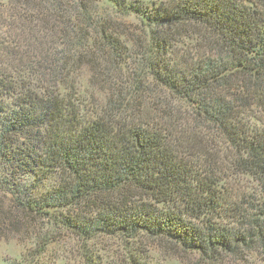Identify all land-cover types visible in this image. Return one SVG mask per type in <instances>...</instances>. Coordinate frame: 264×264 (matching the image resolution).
Here are the masks:
<instances>
[{
  "label": "trees",
  "instance_id": "obj_1",
  "mask_svg": "<svg viewBox=\"0 0 264 264\" xmlns=\"http://www.w3.org/2000/svg\"><path fill=\"white\" fill-rule=\"evenodd\" d=\"M0 166L14 264H264V0H0Z\"/></svg>",
  "mask_w": 264,
  "mask_h": 264
},
{
  "label": "rangeland",
  "instance_id": "obj_2",
  "mask_svg": "<svg viewBox=\"0 0 264 264\" xmlns=\"http://www.w3.org/2000/svg\"><path fill=\"white\" fill-rule=\"evenodd\" d=\"M4 3H7L9 0H2ZM81 78V88L78 91V95H76V102L82 101L85 97H89L91 93L97 92V90H93L89 86V71L88 69L84 68L79 73ZM84 92V93H83ZM2 167L0 166V177L3 175ZM57 179L49 178L47 182H43L42 185L39 186L38 192L41 193L46 187L52 185ZM34 181L33 176H26L24 179L19 181L20 183H24L26 185H31ZM37 192V193H38ZM11 196L7 194V189L5 187H0V208H9L11 207ZM13 209L10 211V215H12ZM18 216L21 218L23 224L18 225L16 229H11L8 224V220H5L0 215V264H14L15 262L20 260L22 253L25 251L26 248L30 247L33 242V236H30L34 233L39 234L41 231V225L39 222L28 219L24 220V216L22 214L17 213ZM26 219V218H25ZM5 222V225L2 223ZM5 228V229H4ZM4 229V230H3ZM7 229V230H6ZM32 237V238H31ZM32 239V241H31ZM57 244L53 246L51 251L48 253L46 260L48 262L52 261L56 257L61 258L65 254L69 255V249H72V239L68 238L67 236H58L57 237ZM105 250L102 252V256L105 261H108L111 257H113V253L116 249L114 246L116 245L115 242L105 241ZM146 251L148 257L150 259L151 264H178L175 257L174 259H170L169 256L161 255L160 252L156 247L152 244L149 245L147 243ZM65 251V254L63 252ZM252 257L251 260L252 261ZM249 261V262H250ZM55 264H77L74 262H66L63 259H59L56 261ZM257 264H261L258 262Z\"/></svg>",
  "mask_w": 264,
  "mask_h": 264
}]
</instances>
